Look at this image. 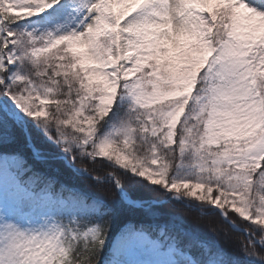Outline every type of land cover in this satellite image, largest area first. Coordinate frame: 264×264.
I'll return each mask as SVG.
<instances>
[{"label":"snow or ice","instance_id":"snow-or-ice-1","mask_svg":"<svg viewBox=\"0 0 264 264\" xmlns=\"http://www.w3.org/2000/svg\"><path fill=\"white\" fill-rule=\"evenodd\" d=\"M0 264H264V0H0Z\"/></svg>","mask_w":264,"mask_h":264},{"label":"trees","instance_id":"trees-1","mask_svg":"<svg viewBox=\"0 0 264 264\" xmlns=\"http://www.w3.org/2000/svg\"><path fill=\"white\" fill-rule=\"evenodd\" d=\"M11 148L17 149L21 147L20 145H10ZM80 167V165H77ZM92 166L89 165V168ZM60 168V173L58 178L68 184L75 183L79 187L83 188L86 191L92 192L95 195L102 196L105 200L109 202H113L117 197L114 195V190L110 187L106 186V189L103 193L97 191L95 186L82 177H74L71 172L63 167V165L59 164V162H55L51 165L49 169L50 175H57L52 169ZM128 190L130 191L132 197L134 199H142V200H149V199H160L161 197L158 196L157 193H153L149 190L146 185H128ZM156 213H158V217L155 221L149 220L145 215L137 211L136 213H127L121 217V222L126 223L128 221H133L136 223H155L161 226H167L169 231L174 233L180 234L182 236L183 231H189L191 233L199 234L201 237L209 238L217 240L218 243L224 247L230 255L234 256L237 259L243 260L244 258L241 256L240 252L238 251V243L237 241L241 238L237 233H229V243L225 244L224 240L214 235L211 229H217L220 233L224 231H229L221 222L219 217H205L201 218L195 212L188 211L184 209L182 206L167 203L163 204L162 206L154 209ZM175 218V219H174ZM119 231L117 229L115 235H118Z\"/></svg>","mask_w":264,"mask_h":264}]
</instances>
